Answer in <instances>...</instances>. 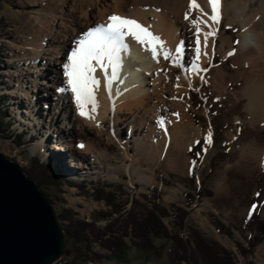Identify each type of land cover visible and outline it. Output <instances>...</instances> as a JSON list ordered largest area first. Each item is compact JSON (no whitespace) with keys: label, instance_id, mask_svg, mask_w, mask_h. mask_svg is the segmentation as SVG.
Masks as SVG:
<instances>
[{"label":"rangeland","instance_id":"1","mask_svg":"<svg viewBox=\"0 0 264 264\" xmlns=\"http://www.w3.org/2000/svg\"><path fill=\"white\" fill-rule=\"evenodd\" d=\"M67 1L69 4L67 6H70L72 0ZM113 1L110 0L112 7L106 13L105 18L107 19L113 14L117 15ZM41 2L42 0H38V2L37 0H0V153L19 164L26 175L34 179L35 182L42 179L45 180L43 182H47L52 178L57 180L58 191L52 189L51 186H41L40 190L53 203V208L59 219L58 222L66 231L78 234L77 232H80L79 228H81L80 225L78 226L79 223L88 225L86 234L90 238V247L88 248L90 256L86 259V263L170 264L172 241L169 239H156L152 249L144 250L131 246L128 248L127 256L124 259L107 258L110 253L101 246V237H99L101 234L97 231L103 230L110 223L115 232L120 230V237L122 238L123 231L128 227V221L130 222L131 216L129 217L128 211H133L132 216L134 217L138 211H146L152 208L151 205L156 204L170 210V206L176 204L187 210L192 208L187 220L186 228L188 230L197 229L207 239L218 242L228 250L235 252L237 264H248V262L264 264V241L247 258L239 256L236 248L237 242L247 246L245 241L247 237L252 236L244 225L248 215L257 213L258 217L264 220V114L257 120H253L252 113L248 110L249 101L244 93L246 65L238 54L243 33L241 24L233 23L232 14L223 16L220 28L217 29L215 35V55L207 64L208 74L202 80L196 81V85L186 88L187 93H185L186 97L184 98H186V102L188 100L193 109L190 114L191 119H188L195 122L197 127L202 126L205 131L209 132V139L202 136L191 142L185 157L181 161L174 159L176 164L172 162V166L167 165L166 161L161 163L157 161L151 165L143 159L134 163L133 158H136L137 155L135 140L138 139L142 142L146 130L139 132L136 137H132L130 125L127 123L123 126L124 131H122L118 141H120V145L128 147V166L135 169L132 176L124 174L119 177L118 175L121 170L119 168L123 166L120 158L123 151L120 145H117L113 151H107V154L111 153V156L105 157L103 165H100L98 160L96 161L94 155L91 156L90 160L92 164L74 163L68 159V168L69 165L77 166V168H69L74 172L70 175L69 171L64 172L58 169L59 166L54 165L44 155L43 146L48 145L50 153L70 156L73 152L69 150V145L77 149L79 147L78 142H80L79 138H68L66 135L62 136L56 133L52 126L49 115L53 113V108L58 105L57 100L59 99V90L56 89L57 85L52 79L59 73L64 81L63 66L67 63V57L75 49L77 42L89 30L105 25L109 20L100 22L96 13V22L99 21L100 23L92 24L93 26L86 28L87 30L85 28L81 30L82 27H79L78 30L80 29L79 31L82 32H76V43L73 42V47L67 49L69 50L67 56L61 58L59 54H55L54 49L62 44L61 42L57 43L56 40L61 39L63 41L65 39L61 37V33L54 37L47 34L46 31L42 30V23L45 24L49 21L50 15L54 13V15L64 19L67 28L64 31H70L71 19H77L79 14L76 9H71V7L66 6L62 9L63 0H44L43 11L38 13L35 10V8L37 9L35 4L38 5ZM77 2V7H79L80 5H87L91 0H77ZM123 2L125 3L124 13H130L137 7V0H123ZM242 3L244 4L242 7L248 6L245 12L247 16L257 10L254 5L256 0H248V3ZM69 8L70 10H68ZM61 9L62 14H59ZM87 11L91 13V7ZM38 14L41 16V21H38ZM258 14L259 17L263 18L264 9ZM189 16L190 20L196 18L194 14H189ZM150 19L152 20L153 17L151 16ZM190 30L191 39L195 42L194 29L190 28ZM42 34L47 36L46 47L43 48L44 50L41 52L36 65L42 64L39 66L41 68L46 65L48 75L45 77L38 76L39 73L33 75L38 84V89H40V95H42L36 101V105L38 104L37 115L40 119V127L42 126L43 129L37 132L29 125V122L21 117L23 112L24 114L27 112L26 107L30 104L29 100H24V105L14 110L13 97L8 96V94L17 95L16 87L18 84H16L15 78L9 77V74L20 73L21 69L18 70L16 66L20 63V68H24L22 55L30 54L27 44L32 42L39 44L42 40ZM203 41L201 39V47H203ZM223 41H226L225 49L228 52L226 55L223 54V50H220ZM189 48L194 50L195 45H189ZM231 49L233 50L230 52ZM47 50L48 52L45 54ZM191 53L189 51L190 57L192 56ZM48 58L52 59L51 66H48L49 63L47 65ZM55 62L59 65L55 66ZM170 66L173 67L172 64L167 67ZM27 69L32 72L37 71L34 68L29 69L27 67ZM218 70L223 74L224 81L220 80L221 78L214 79ZM14 85H16L15 90L12 88ZM45 85L53 86V88L46 89ZM22 89L28 91L26 88ZM45 89L52 92L51 97L47 96ZM164 94L167 107L170 108V114H174L176 117L177 113L172 107L170 92ZM67 115L69 114L64 113V111L60 112L58 115L60 122L56 124V127L68 128L70 127L68 126L69 123L73 124L74 113L71 112L68 120H66ZM161 116L167 129L171 130V125L168 124L165 114L162 113ZM26 117L28 116L26 115ZM150 123L154 127L157 126L153 120H150ZM33 133L35 135L31 138ZM95 136L92 135L90 138L97 140ZM156 139L161 141L159 137ZM168 146H166L167 151H169ZM57 148H62L65 151L60 153ZM171 154L172 158L173 152ZM192 171L194 173L191 176ZM95 184H99L97 188H101L104 192L100 191V193L92 195ZM101 184L104 186L101 187ZM107 184L111 185L112 189L108 186L106 188ZM197 189L206 191L203 192V197L198 198L196 196L195 191ZM109 191H111V196H108L109 199L114 205L121 208V213L113 215L110 221L106 222L98 215V212L111 211V208L108 207L105 199L100 201L96 199L102 195L107 199L106 195ZM55 192L57 193L55 194ZM208 192L211 193V196H206L209 195ZM186 193H192L195 198L189 207H186V203L191 201L186 200ZM116 219L119 221L116 223L117 226L114 224ZM94 220L96 221L94 222ZM216 220L225 225L232 233L231 236L215 228L214 222ZM164 222L167 224L166 219ZM132 228L133 226L128 230L131 231ZM194 229L192 230L195 231ZM189 235L188 231L185 232L182 240L188 239ZM125 241L130 245L129 238H126ZM58 264L67 263L63 260ZM182 264L187 263L183 262Z\"/></svg>","mask_w":264,"mask_h":264},{"label":"bare ground","instance_id":"2","mask_svg":"<svg viewBox=\"0 0 264 264\" xmlns=\"http://www.w3.org/2000/svg\"><path fill=\"white\" fill-rule=\"evenodd\" d=\"M43 2L44 0L38 5L35 4V6H37V9L35 8L36 12L39 13L43 11ZM190 2L191 0H137L136 9H133L134 11L130 13H124L125 3L123 0L113 1L115 5L114 10L117 15L136 20L142 26L148 28L154 36L160 38L163 42L164 49L169 51L172 57L176 55L175 49L183 44L184 51L181 58L183 67L174 66L172 58L165 60L162 54L158 56L159 63L153 61L150 52L144 51L142 46L133 41L131 37L126 38V43H128L130 47V54L121 53L122 66L119 69V79L113 81L111 93H109L105 87V78L102 70L97 68L95 73L97 79L100 80V86L95 91L96 101L98 103L97 111L93 114L95 119H85L79 115L73 94L67 87V77L63 75V81L59 73L55 75L52 80L57 85L56 89L59 90V99L57 100L58 105L53 108V113L49 115L52 126L56 133L62 136L66 135L68 138H79L80 140L77 149L69 145V150L73 152L70 156L66 154L50 153L48 145L43 146L45 149L44 155L47 156L54 165L59 166L58 169L64 172L69 171L71 175L74 172L69 168H77V166L69 165L68 168V159H71L74 163L83 162L92 164L90 160L93 155L96 161L98 160L99 164L103 165L105 157L111 156V153L108 155L107 151H113L117 145H120L118 138L122 135V131H124L123 126L127 123L130 125L132 137H136L139 132L146 130L142 142L138 139L135 140L137 155L136 158H133L134 163L143 159L151 165L157 161L159 163L166 161L167 165H171L172 162L176 164L174 159L181 161V159L185 157L191 142L202 136L209 139V132L205 131L202 126L197 127L195 122L190 120L191 110L193 111V109L191 108L192 106L189 105L188 100L187 102L185 101L186 98L184 97H186L185 93H187V87L196 85V81L202 80V78L208 74L209 70H207V64L213 59V55H215L214 42L216 31L220 28L224 18L223 16H228L230 14H232L233 17V23H240L242 26L241 31L243 33L241 43H239L238 54H240L242 61H244L246 65V88L244 93L249 101L248 110L251 111L253 120H257L258 117L264 114V17H259L258 14V12L264 9V0H256V4L254 5L257 10L248 16L245 13L248 6L242 7V5H244L242 2L248 3V0H220L218 9L219 23L217 24H214L209 19L211 15L209 0H196L199 9L195 10H190ZM61 5L63 9L69 4L67 0H63ZM77 6V0H72L71 5L67 6L71 7V9H76L79 14L77 19H71L69 23L70 31H64L67 29L64 19L54 15V13L50 15L49 21L45 22V24L42 23V30L46 31L47 34L54 37L61 33V37L65 39L63 41H61V39L56 40L57 43L61 42L62 44L61 46L59 44V46H57L58 48L56 47L54 49L56 52L55 54H59L61 58L67 56V51H69L67 49L69 47H73L72 43L76 41V32H82L79 31L80 29L78 30V28L82 27L81 30H83V28H90L95 23L99 24L100 22H104L107 19L105 18L107 11H110V7H112L110 0H94L93 2L91 0V2L85 6ZM89 7H91V13L87 11ZM62 9L59 14H62ZM200 9L203 10L204 14L201 13ZM68 10H70V8ZM95 14L100 19V22H96ZM185 14H194L196 18H193V20H186ZM151 16L153 17L152 20L150 19ZM197 19L205 21L207 24V26H205L204 23L199 25L202 29L200 39L204 40L203 34L208 31H213L214 35L208 37L207 47L204 46L203 41L201 56L198 61L201 71L191 72L186 71V69L191 68L193 61H195V51L193 48H189V45H195V42L191 39L190 28L194 29L196 37V28L193 26L192 21ZM38 21H41V16L39 14ZM106 25L107 24L104 26ZM56 27H58L57 30H55ZM62 29L63 31H61ZM46 38L47 36L42 34V40L39 44L36 42L27 44L30 54L26 53L22 55V65L24 68H20L21 64L18 63L16 67H18V70L21 69L20 73L9 74V77L15 78L16 84H18L16 87L18 90L17 95L8 94V96L13 97L12 103L14 110L24 105V100H29L30 104L26 107L27 112H25V114L23 112L21 117L25 119L26 122H29V125L36 129L37 132L43 129L42 126L40 127V119L37 115L38 104L36 105V101L42 95H40V89H38V84L33 78V75H37L38 73L40 77L48 75L46 65L44 67L42 66V68L39 67L42 64L36 65L37 61L40 59L41 52L44 50L43 48L46 47ZM225 43L226 41L221 42L222 46L220 48V50H223L224 55L228 53L225 49ZM157 47L159 50V46ZM232 50L233 49H231L230 52ZM189 51L193 53H191V57L188 55ZM47 52L48 50L45 54H47ZM47 60V65L49 63L48 66H51L52 59L48 58ZM171 64L173 67H167ZM54 65L57 66L59 64L56 63ZM27 67L29 69L34 68L37 71H28ZM110 72L111 69H109V75ZM214 76V79L221 78L220 80L222 81L225 79L222 78L224 76L219 70L216 71ZM177 77H179L178 80ZM26 84H28L27 87H25ZM177 84L179 87H177ZM15 86L16 85L12 87L14 90L16 89L14 88ZM45 87L46 89L53 88V86L49 85H45ZM22 88H26L28 91ZM61 88L66 90L62 92L60 91ZM46 89L47 96L51 97L52 92H48ZM168 92H170L172 107L178 114H176V117L174 114H170V108L167 107V100L164 93ZM61 111L69 115L71 112L74 113L73 124L69 123L68 126L70 127L68 128L61 126L56 127V124L60 122V117H58V115ZM88 111L91 112V105L88 106ZM162 113L165 114L166 120L169 122L168 124L171 125V130L167 129L165 122L164 128H161L157 123V121L161 119ZM26 115L28 117H26ZM69 115H67L66 120L70 117ZM149 119L153 120L157 126L154 127ZM34 135L33 133L31 138H33ZM92 135H96L95 137H97V140H92V138H90ZM156 137L161 138V141H157ZM80 145H83V148H81ZM166 146L169 147V151H167ZM120 148L123 151L120 157L123 166L119 168L121 170L118 175L119 177L124 174L132 176L135 169L128 166V147L120 145ZM57 149L60 153L65 151L62 150V148ZM171 152H173L172 158Z\"/></svg>","mask_w":264,"mask_h":264},{"label":"trees","instance_id":"3","mask_svg":"<svg viewBox=\"0 0 264 264\" xmlns=\"http://www.w3.org/2000/svg\"><path fill=\"white\" fill-rule=\"evenodd\" d=\"M193 171L195 169L193 168ZM190 173L192 174L194 173ZM52 178V177H51ZM45 180H41L37 182L38 187L41 189V186H51L55 191H58L59 184L55 178L50 179V181L43 182ZM71 185V184H70ZM99 184H95V188L93 189V193L104 192L102 189H98L97 186ZM104 186L101 184V187ZM111 188V185H106V188ZM112 191V190H111ZM111 191L107 193L106 197L99 196L97 197V201L101 199H105L108 207L111 208V211H99L98 215L105 219L106 222L110 221L113 215L120 214V207L114 205V203L109 199L108 196H111ZM203 192H206L204 189H197L195 194L198 198L203 197ZM57 192H55L56 194ZM53 194V195H55ZM211 196L210 192H208ZM56 196V195H55ZM96 196V195H95ZM186 200L191 201L190 203H186V207L192 205V201L195 199L192 193H186ZM126 205V204H125ZM152 208L146 211H138L135 216H132L133 211H128V215L130 217V222L128 221L126 227L123 231L122 238L120 237V230L114 231L111 227L110 223L100 232L102 247L105 248L110 254L107 255V258H122L127 256L128 248L131 246L137 247L140 249H152L154 248V241L156 239L164 238L172 241V259L170 264H182L186 262L187 264H237L236 262V253L228 250L223 245L213 240L207 239L202 233H199L197 229H187V220L189 217L190 210H187L184 207H180L176 204H172L170 206V210H167L164 207L159 205H151ZM166 219L167 224L164 222ZM96 220H94L95 222ZM92 222V223H94ZM115 226H117L119 221L116 219L114 221ZM81 228H79L80 232L78 234L69 233L65 231V254L61 261L65 260L67 264H87L86 259L88 258L90 251L88 250L90 238L86 234V227L88 226L85 223H79ZM215 228L220 232H224L228 236H231V232L225 227V225L216 220L214 222ZM244 225L246 229L249 230L252 236L247 237L245 246L242 243L236 244L237 253L239 256L243 258H247L248 255L253 254L255 248L264 241V220L258 217L257 213H251L246 218ZM132 228L131 231L128 228ZM92 229H94L92 227ZM98 230V229H97ZM100 230V229H99ZM129 232H128V231ZM191 230V231H190ZM190 234L188 239H183L185 236V232ZM120 237V238H119ZM126 238H129L130 245L125 241ZM134 243V244H133ZM57 263V264H58ZM248 264H253L252 262H248Z\"/></svg>","mask_w":264,"mask_h":264},{"label":"snow or ice","instance_id":"4","mask_svg":"<svg viewBox=\"0 0 264 264\" xmlns=\"http://www.w3.org/2000/svg\"><path fill=\"white\" fill-rule=\"evenodd\" d=\"M209 4L211 6L209 19L217 24L219 23L220 0H209ZM189 7L190 10L199 9L196 0H191ZM200 11L204 14L202 9ZM185 19H189L188 14L185 15ZM108 20L106 26H97L84 34V37L77 42L76 48L67 57V63L63 66L64 75L67 77V87L73 94L79 115L85 119H95L93 114L98 108L95 96V91L100 86V80L95 75L97 68L104 73L105 87L111 93L113 81L119 79V69L122 66L121 53L130 54V47L126 43V38L131 37L133 41L142 46L144 51L150 52L153 61L159 63L158 56L162 54L165 60L172 58L174 66L183 67L181 63L184 51L183 44L175 49L176 55L172 57V54L164 49L160 38L154 36L148 28L136 20L115 14L111 15ZM192 23L196 28L195 61H193L191 68L186 69V71L199 72L201 71L198 61L201 56L200 36L202 32L199 25L204 23L207 26V24L200 19L194 20ZM203 35L204 46L207 47L208 37L213 36L214 32L208 31ZM157 46H159V50ZM109 69H111L110 75ZM178 79L179 77H177ZM177 87H179L178 84ZM65 90L64 88L60 89L62 92ZM89 105H91V112L88 111ZM157 123L161 128H164L163 118L159 119ZM80 147L83 148V145Z\"/></svg>","mask_w":264,"mask_h":264},{"label":"water","instance_id":"5","mask_svg":"<svg viewBox=\"0 0 264 264\" xmlns=\"http://www.w3.org/2000/svg\"><path fill=\"white\" fill-rule=\"evenodd\" d=\"M19 166L0 153V264H56L65 254L64 228L53 203Z\"/></svg>","mask_w":264,"mask_h":264}]
</instances>
